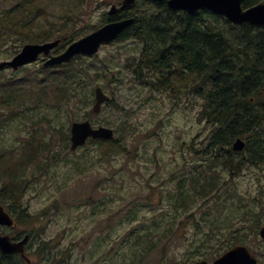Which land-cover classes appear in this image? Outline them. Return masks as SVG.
<instances>
[{
  "label": "rangeland",
  "instance_id": "rangeland-1",
  "mask_svg": "<svg viewBox=\"0 0 264 264\" xmlns=\"http://www.w3.org/2000/svg\"><path fill=\"white\" fill-rule=\"evenodd\" d=\"M15 1L0 0V10ZM120 1L57 0L51 4L48 17L59 24L63 17L70 18L78 12L73 33L80 38L102 21L103 13L112 3ZM142 2L138 0L136 10L142 8ZM38 24L46 26L48 22L40 17ZM23 44L8 40L0 47V61L10 59ZM139 45V41L125 38L102 45L94 56L85 58L91 65L105 63L114 73V76L92 75L90 88L102 87L113 100L103 104L98 113L91 110L93 94L91 101L68 109V114L41 104L35 110H26L25 117L18 115L7 120L0 129L1 155L28 152L22 163L11 168L22 170L24 180L15 189L17 203L31 218L23 219L8 233L17 232L19 236L31 231L34 240L28 251L47 241L45 249H54L55 259L61 264H122L121 261L142 256L143 246L133 250L127 244L147 225L154 220L177 223L183 218L181 230L144 254L141 264H192L201 255L208 254L209 262L218 256L215 249L193 254L199 240L205 237L198 234L208 230L200 221L205 216L220 226H228L231 219L245 228L250 223L257 224L246 228L244 243L259 255L264 252V238L258 234L264 225V167L244 164L232 174L221 171L217 180L221 192L215 206L213 198L192 192L194 202L184 210L193 212V219L200 221L202 229L198 232L192 227L194 221L171 205L169 196L175 193L182 177L183 185L192 190L195 185L187 178L188 174L206 166L203 154L210 127L200 117L202 103L196 94L184 91L168 98L133 80L126 66L138 56ZM33 62L16 70L0 71V80L10 77L16 85L26 83L31 89L34 81L29 77L40 75L36 73L39 64ZM86 111L89 117L85 116ZM44 116L52 122L43 119ZM85 118L94 125L112 127L125 151L117 150L103 159L97 145L90 142L70 150L69 126ZM58 123L63 124L62 133ZM32 136L36 140L32 141ZM27 143L32 144L35 154ZM8 179L0 177V181ZM209 206H212L209 213H203ZM154 239L143 236L138 241L148 245ZM29 256L34 264H39L43 253ZM259 257V264H264V255Z\"/></svg>",
  "mask_w": 264,
  "mask_h": 264
},
{
  "label": "trees",
  "instance_id": "trees-1",
  "mask_svg": "<svg viewBox=\"0 0 264 264\" xmlns=\"http://www.w3.org/2000/svg\"><path fill=\"white\" fill-rule=\"evenodd\" d=\"M55 1L57 2L16 0L10 6L3 7L0 10V47L8 40L13 43L42 42L62 31V35L55 36L63 37V44L59 49L78 39L79 36L73 33L76 19L79 18L78 12L73 13L70 18L63 17L59 24L49 19L48 13ZM141 1L142 8L139 10H136V5L128 12H120L114 16L104 12L102 21L89 29L94 30L114 19L133 16V24L122 34L134 37L140 43L138 56L126 66L133 80L144 88L156 90V94L167 95L168 98L184 91L201 98L200 117L210 127L203 154L206 166L195 168L198 170L195 174H188L187 178L195 185L192 190L183 185L182 177V182L177 184V190L169 197L176 212L183 211L182 215L186 219L194 221L192 227L196 228L197 232L202 229L200 221L203 227L208 229L198 234L205 237L199 240L200 243L193 254L215 249L218 255L235 244H243L247 235L246 228L257 224L250 223L245 228L231 219L228 226H220L213 224V220L205 216H202L200 221H195L193 212L184 208L194 202L192 192L195 191L202 197L213 198L214 206L217 205L221 192L217 180L220 179L221 171H231L232 174L244 164L264 167V26L248 23L237 26L206 9L190 14L170 10L165 2ZM256 1L258 0H243L242 4L248 6ZM40 17L47 20L46 26L38 24ZM59 18L61 19L62 15H59ZM68 27L69 29H65ZM85 58L77 55L69 63L53 67L39 65L36 73L40 75L29 77L34 81L31 89L26 83L16 85L10 77L0 80V129L7 120L18 115L25 117L26 110H35L41 104L47 108L66 111L68 114V109L91 101L92 75L105 76L106 73H112L111 76H114V73L105 63L91 65L92 62L89 64ZM85 116L89 117L88 111ZM43 119L52 122L45 116ZM57 125L62 133L63 124ZM64 137L68 140V134ZM239 137L245 141V147L242 151H234L232 142ZM119 138L89 139L88 143L96 144L104 159V156H111L117 150L125 151V146L123 142L120 143ZM31 139L36 140L34 136ZM27 144L32 154H35L32 144ZM27 156L28 152L21 155L0 154V177H9L8 180L0 181V202L14 214L19 223L29 217L20 206L16 209L18 194L15 189L20 187L24 176L21 169L13 170L11 166L22 163ZM227 193L229 194V191ZM211 207L206 208L203 213L208 214ZM182 221L183 218L177 223H160L154 220L147 225V229H142L141 233L127 244L133 250L143 246L142 256L121 263L141 264L144 254L159 247L163 239L165 243L181 230ZM228 228V232H224ZM133 229L134 227L130 232ZM30 232L26 255L32 264L34 263L30 253L37 256L43 253L39 264H61V261L55 259L57 252L54 249H45L47 241L43 244H46L45 246H37L38 250L35 248L28 251L34 240ZM143 236H154L155 239L145 245L143 241H138ZM201 258L209 256L201 255L198 259ZM0 264L27 263L17 254L0 252Z\"/></svg>",
  "mask_w": 264,
  "mask_h": 264
},
{
  "label": "water",
  "instance_id": "water-1",
  "mask_svg": "<svg viewBox=\"0 0 264 264\" xmlns=\"http://www.w3.org/2000/svg\"><path fill=\"white\" fill-rule=\"evenodd\" d=\"M135 0H122L119 7L114 4L110 7L108 14L113 15L120 9L131 6ZM166 1L168 7L172 10H183L194 14L199 9H207L215 14L224 16L228 22L234 25L249 23L251 25H264V2L256 3L252 6L243 8L242 0H152ZM134 21L133 17L123 18L108 22L91 33L70 43L66 49L58 55H49L50 49L60 43V40H54L44 43H27L10 60L0 62V68L9 66L13 69L34 60L39 53L49 58L44 62L45 66L66 63L77 54L93 55L97 52L102 43L110 42L129 27ZM94 104L92 110L98 112L101 105L109 100V97L97 86L94 89ZM88 138L114 139L113 129L107 126L99 125L93 127L89 120L74 121L70 125V149L74 150L78 146L84 145ZM245 142L237 138L232 143V150L241 151ZM0 224L13 226L14 222L10 215L0 204ZM259 234L264 237V226ZM28 235H24L19 241H11L8 235L0 234V250L4 253H20L30 264V260L24 254V245L28 240ZM193 264H207L206 261H199ZM212 264H257L246 246L236 245L227 250L220 257L214 260Z\"/></svg>",
  "mask_w": 264,
  "mask_h": 264
},
{
  "label": "flooded vegetation",
  "instance_id": "flooded-vegetation-1",
  "mask_svg": "<svg viewBox=\"0 0 264 264\" xmlns=\"http://www.w3.org/2000/svg\"><path fill=\"white\" fill-rule=\"evenodd\" d=\"M254 3V2H253ZM253 3H251V5H253ZM257 3V2H256ZM165 4H166V2H165ZM167 6V5H166ZM250 6V5H249ZM123 34V33H122ZM122 34H120L118 37H117V39H116V41H119V40H123V39H125V38H129V39H133V40H137L136 38H134V37H127V36H123ZM53 53V51H51V54ZM53 55H54V53H53ZM44 59H45V57H43V55H40L39 56V58L35 61V62H33V63H39L40 62V60H43L44 61ZM43 61H42V63H43ZM17 205H19L20 206V204H17ZM21 208H22V206H20ZM16 227L15 226H3V225H0V234H7V235H9L10 236V239L12 240V241H16V240H18L19 239V237L21 236V235H19V236H16L17 235V232H15L13 235H11V234H9L8 232H9V230H11V229H15ZM256 255V254H255ZM260 255H264V252H259V255L257 254L256 255V257H258V261L260 262Z\"/></svg>",
  "mask_w": 264,
  "mask_h": 264
},
{
  "label": "bare ground",
  "instance_id": "bare-ground-1",
  "mask_svg": "<svg viewBox=\"0 0 264 264\" xmlns=\"http://www.w3.org/2000/svg\"><path fill=\"white\" fill-rule=\"evenodd\" d=\"M264 112V111H263ZM258 115V114H257Z\"/></svg>",
  "mask_w": 264,
  "mask_h": 264
}]
</instances>
